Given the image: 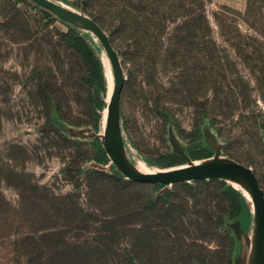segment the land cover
Masks as SVG:
<instances>
[{"label":"rangeland","instance_id":"1","mask_svg":"<svg viewBox=\"0 0 264 264\" xmlns=\"http://www.w3.org/2000/svg\"><path fill=\"white\" fill-rule=\"evenodd\" d=\"M204 1L205 30L183 28V0L54 2L98 25L117 55L118 123L133 171L187 167L183 157L174 166L158 162L178 149L193 162L192 149L209 157L218 150L249 167L264 195V0ZM41 8L35 0H0V264H235L238 253L247 257L250 246L235 227L253 238L245 188L234 187L241 210L231 217L224 179L175 181L164 193L96 161L91 134H101L109 118L112 59L93 29L58 14L47 19ZM125 13L133 31L117 21ZM68 24L99 54L104 90L91 83ZM254 256L247 264H258Z\"/></svg>","mask_w":264,"mask_h":264},{"label":"water","instance_id":"2","mask_svg":"<svg viewBox=\"0 0 264 264\" xmlns=\"http://www.w3.org/2000/svg\"><path fill=\"white\" fill-rule=\"evenodd\" d=\"M43 8L58 14L67 20L77 24L80 27H90L102 39L112 59L117 77V85L115 87L114 95L111 99L110 114L105 125L104 131L97 135L95 132L91 134L94 137H99L105 148L107 155L110 158V163L114 164L127 177L152 183H168L171 185L175 181H190L197 178L217 177L226 180L233 187L245 188L253 199V212H254V235L253 238L249 237L239 225H236V231L239 238H241L242 245L250 246V253L246 257L238 253L235 264L238 259L245 258L244 263L254 256L258 264H264V195L259 188L255 175L249 167L241 165L227 157H222L217 150L211 157L195 160H189L185 153L178 149L177 155L185 158L188 161V166L184 168H177L167 172H159L153 174H139L133 171L127 164V150L122 138V132L118 123V101L119 94L123 84V73L118 62L117 55L112 49L109 40L102 32V30L89 18L81 14H76L66 8L56 4L52 0H35ZM80 135V132H78ZM82 134V133H81ZM213 140V139H212ZM203 163V165H201ZM200 165V166H198ZM102 167L101 165H97ZM251 257V258H250ZM250 258V259H249ZM256 261V263H257ZM243 263V264H244Z\"/></svg>","mask_w":264,"mask_h":264},{"label":"trees","instance_id":"3","mask_svg":"<svg viewBox=\"0 0 264 264\" xmlns=\"http://www.w3.org/2000/svg\"><path fill=\"white\" fill-rule=\"evenodd\" d=\"M55 1V0H52ZM109 4H112L115 6V9H121L125 8V6L121 3L113 4L112 2H109ZM87 5V0H78V7H84ZM205 1L204 0H183V28L185 29H206V14H205ZM128 8H131L129 5H127ZM43 16L47 19L53 18L54 13L51 11L41 8L40 9ZM120 10V11H121ZM123 13V11H121ZM133 17L130 15L122 14L117 19L118 23L121 24L124 28H129L133 31ZM68 30L73 34L71 37L72 40V47L77 52V54L82 59L83 63L85 64L89 79L91 83L96 87L97 90H104L106 86V77L102 71V61L98 53L94 51V49L91 47L89 43V39L85 34L80 33L79 30L75 29L71 24H68ZM95 107L97 109H100L102 107L103 101L102 99H99L98 97L95 99ZM96 119L98 118V113L95 114ZM95 129L98 127L97 121L94 124ZM122 132V131H121ZM122 138L125 143V147L127 152H129L126 138L124 136V133L122 132ZM264 138V134H263ZM93 146L96 148L98 152V157L96 161L99 164H106L110 163V158L107 155L105 148L102 144V141L99 137H95L93 140ZM190 156L192 159H203L209 157V152L207 149H192L190 151ZM136 156L134 155V159ZM158 162L160 164H163L165 166H174L177 164H181L183 162V159L181 156L177 154H166L161 157H159ZM114 167H116L114 164H110ZM116 174H118L117 171H115ZM170 185L168 183H158L157 188L164 193H168ZM226 195V206L227 210L229 212V215L231 217H236L240 212V203H239V193L236 191L232 185L225 190Z\"/></svg>","mask_w":264,"mask_h":264}]
</instances>
